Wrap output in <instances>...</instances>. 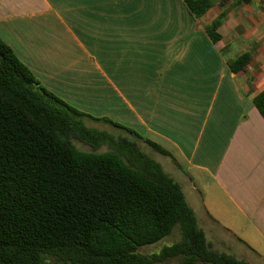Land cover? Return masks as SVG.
<instances>
[{
    "label": "crops",
    "instance_id": "crops-1",
    "mask_svg": "<svg viewBox=\"0 0 264 264\" xmlns=\"http://www.w3.org/2000/svg\"><path fill=\"white\" fill-rule=\"evenodd\" d=\"M209 1L196 19L183 0H0V39L67 104L165 149L138 140L212 248L264 264V0Z\"/></svg>",
    "mask_w": 264,
    "mask_h": 264
},
{
    "label": "trees",
    "instance_id": "trees-1",
    "mask_svg": "<svg viewBox=\"0 0 264 264\" xmlns=\"http://www.w3.org/2000/svg\"><path fill=\"white\" fill-rule=\"evenodd\" d=\"M194 18L209 0H183ZM219 21L204 26L212 42ZM242 56L232 71L247 63ZM264 118V93L254 97ZM104 121L113 135L86 124ZM130 128L84 113L43 87L0 39V264H248L212 248L179 184ZM74 141L91 147L84 151ZM107 145V151L96 152ZM157 252L139 248L168 236Z\"/></svg>",
    "mask_w": 264,
    "mask_h": 264
},
{
    "label": "rangeland",
    "instance_id": "rangeland-1",
    "mask_svg": "<svg viewBox=\"0 0 264 264\" xmlns=\"http://www.w3.org/2000/svg\"><path fill=\"white\" fill-rule=\"evenodd\" d=\"M89 115H91V114H89ZM91 116H93V115H91ZM102 117H104V116H102ZM85 122H86V124L88 126H92V127L97 128L99 130L108 131L109 133H111V134H113L115 136H117V135H123V136L127 135V136H129L126 132H124V131L112 126L111 124H109L107 122H104V121H93V120L86 119ZM129 137L131 138V136H129ZM74 144L80 150H84V151L92 150L90 146H88V145H86V144H84V143H82L80 141H74ZM139 146L144 152L148 153L149 156H151L154 160L160 161V159H162V158H160V156L157 153L147 150V148L142 146L140 143H139ZM107 149H108V146L107 145H103L100 148H98L96 150V152L107 151ZM178 239H179V230L177 228H173L172 232L168 236L164 237L163 239H161L160 241H158L156 243L140 247L139 251L142 252V253L157 252L163 245L171 244V243L175 242ZM232 252H235V251H232ZM225 253L231 254V255L235 256L236 258L241 259L239 257V255H234L233 253H230V252H225Z\"/></svg>",
    "mask_w": 264,
    "mask_h": 264
}]
</instances>
